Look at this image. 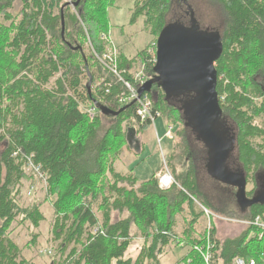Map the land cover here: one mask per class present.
<instances>
[{"label": "trees", "instance_id": "1", "mask_svg": "<svg viewBox=\"0 0 264 264\" xmlns=\"http://www.w3.org/2000/svg\"><path fill=\"white\" fill-rule=\"evenodd\" d=\"M215 1L224 12L223 48L215 64L222 121L236 139V160L246 181L259 186L264 173V126L259 124L264 117V0ZM18 2L22 8L15 17L12 11ZM76 2L0 0V264H33L21 256L11 237L16 223L39 229L46 221L42 203L48 200L54 210V240L61 242V259L51 264H159L171 244L192 249L188 264H206L195 248L206 250L209 232L214 245L211 264H233L239 258L264 264V230L250 226L241 237L222 241L213 218L210 227L199 229L205 214L195 212L197 203L225 217L231 202L200 190V148L189 141L191 130L178 100L168 98L158 86L147 95L167 123L178 120V129L173 124L183 147H175L168 164L182 189L160 188L163 169L144 182L133 171L117 172L129 131L147 132L151 124L136 119V104L118 103L123 86L97 59L111 46L100 35H109L106 11L114 0H81L73 8ZM177 3L182 4L136 1L131 23L144 18V30L153 41L134 58L119 48L117 67L127 71L125 80H133L137 64L144 66L148 79L154 76L153 45ZM95 103L114 112L127 108L118 116L97 111L91 118L82 107L91 109ZM195 142L202 143L196 138ZM206 157L209 160L208 153ZM174 159L180 164L188 161L189 169L178 175ZM31 160L41 167L45 182L27 170ZM37 182L46 186L44 202L22 204L23 186L36 190ZM257 217L264 222V204L242 216ZM133 226L140 237L131 235ZM32 236L27 247L37 245L39 234ZM137 239L143 246L134 258L128 253Z\"/></svg>", "mask_w": 264, "mask_h": 264}, {"label": "rangeland", "instance_id": "2", "mask_svg": "<svg viewBox=\"0 0 264 264\" xmlns=\"http://www.w3.org/2000/svg\"><path fill=\"white\" fill-rule=\"evenodd\" d=\"M136 1L137 0H114L113 4L106 11L109 35H100L102 40H110L114 47L120 48L123 54L128 58L137 56L153 41V37L144 30V18L140 17L135 24L131 23L132 10L134 9ZM179 1H181L182 4L177 3L174 5L173 10L168 15L167 22L169 28L182 27L189 30L188 32L190 34H196L198 30L222 33L224 12L217 1ZM21 8L22 5L18 2L12 11V14L15 17H18ZM103 36L106 39H104ZM110 47H112V45ZM140 72L146 76L144 66L140 67L139 64H137L133 73L137 74ZM258 80L262 81L260 79ZM154 91L157 92L156 88H154ZM189 103L190 101H186L184 106H187ZM177 121L178 120H175V122L172 121L171 123L177 124ZM166 124L168 123L162 115V118L156 121V129L151 127L147 132H140L139 134L133 132L130 135L128 134V139L126 140L127 145H125L122 158L115 165L117 172L128 174L133 171V174L138 178L139 182H144L161 170L163 168L162 160L166 159L169 162L175 147H183L180 145L182 138L177 137L175 132L173 139L166 137ZM259 124L264 126V117L259 121ZM230 126L231 130L237 134L236 126L234 124L232 125V123H230ZM178 127L179 125L177 124V129ZM187 135L190 139L189 141L192 143L194 141L197 148H200L199 152L201 153V156L196 164L198 167L197 176L200 190L204 193H209L212 197L220 196L222 198H228L231 202L228 206V213L225 214V217L217 218V222L213 221L217 228L218 237L222 241L241 237L246 231H248L249 226L244 223L247 220L242 218L244 214L240 211L242 208H240L241 206L238 203L237 192L232 186L215 180L209 174L208 165L210 161H208L206 157L208 149L202 143L195 142L194 137L196 136V133L193 126L191 131H187ZM159 140L161 141V144H159ZM234 151L232 159L236 160L237 147ZM230 162L228 164V170L230 168ZM172 166L178 175L189 169L188 161L180 164L178 160L174 159V161H172ZM169 167L171 169V165H169ZM234 169H240V165L237 163V167ZM252 187L253 185L251 184L248 186L247 190H250ZM29 191V185L25 184L22 190V204L28 203L31 200H39L42 203L46 199V186L42 182H37L36 190L33 189L32 195L29 194ZM42 204V212L46 217V221L41 224L40 228L35 229L29 224L17 227L16 223L11 237L21 250V256L26 260L32 261L33 264H51L52 260L58 261L61 259L59 251L61 242H56L54 240L52 229L54 210L49 203V200ZM195 212L197 214L201 213V208L198 204L195 205ZM126 215L127 214L123 217H126ZM118 219L119 216H115V220ZM209 223V219L205 215L202 216L200 220L201 227H199V229L206 228ZM32 234H39L37 245L27 247V244L33 239ZM131 235L134 238L135 236L140 237L138 229L135 226L132 228ZM142 242L141 239H137L134 246L130 249L128 256L136 258L143 246ZM191 250L190 247L185 245L171 244L166 248V252L160 257L159 264H188L193 259L186 258Z\"/></svg>", "mask_w": 264, "mask_h": 264}, {"label": "water", "instance_id": "3", "mask_svg": "<svg viewBox=\"0 0 264 264\" xmlns=\"http://www.w3.org/2000/svg\"><path fill=\"white\" fill-rule=\"evenodd\" d=\"M81 0L72 4L79 6ZM63 32L65 20L62 16ZM185 28L166 26L160 35L156 48L154 76L138 91V97L151 93L154 86L162 87L168 98L178 100L187 127L195 128V138L207 147L209 174L217 181L236 187L237 199L243 210L264 204V187L254 198L247 197V181L244 175L231 173L228 164L236 148V139L230 129L224 126L222 111L217 98V71L215 64L223 48L219 32L198 30L190 34ZM92 81L88 84L90 90ZM186 96L187 106L179 98ZM193 96V97H191ZM136 102L128 105L133 106ZM95 109L103 115L118 116V112L95 103ZM135 131H129V135Z\"/></svg>", "mask_w": 264, "mask_h": 264}, {"label": "built area", "instance_id": "4", "mask_svg": "<svg viewBox=\"0 0 264 264\" xmlns=\"http://www.w3.org/2000/svg\"><path fill=\"white\" fill-rule=\"evenodd\" d=\"M104 39H106L103 36ZM153 48H157V45H153ZM119 49L112 46L111 48H108L106 50V53L104 56L101 58L97 59L101 63V65L104 67V69L107 72L112 73L118 82L122 84L123 90L122 92L118 95V103L122 106L124 105H130L134 102H136V105L138 106L137 111H136V119L141 123H150L151 127H154L156 129V121L160 118H162L161 112L155 110L153 100L145 94L141 98L138 97V91L139 89L149 80L148 77L144 76L142 72L134 74L133 73V80L131 82L125 80L123 77V74H127L126 70H118V61H119ZM156 63L154 59V64ZM107 94L110 93L109 90L106 91ZM85 112L91 117L94 118L97 110L95 107L93 108H84L82 107ZM167 129H166V137L169 139L174 138V132H175V125L173 123H168L166 124ZM159 144H161V141L159 140ZM169 162L164 159L162 160V174L159 176V186L160 188L167 190L173 187L182 189L180 184L177 182L175 179L170 167H169ZM27 170L34 175H36L39 179L43 180L45 182L46 176L42 173V169L39 165L34 164V162L31 160L28 163ZM33 193V188L29 191V194L32 195ZM194 201H196L194 198H192ZM197 203V201H196ZM201 210L204 212L205 216L209 219V227L211 225V219L213 218L217 222V218L219 216L211 213L208 211L205 207L201 206L199 203H197ZM245 221L244 223L247 224V226H255L261 230H264V222L261 219V217H257L254 220H248ZM98 232V229H95L93 231V234H96ZM184 245V244H183ZM214 249V245L211 242V236L210 232L208 234V240H207V247L206 250L204 251L203 248L196 247L195 251L198 254H201L205 263L206 264H211L213 260V253L212 250ZM51 253V252H49ZM190 263V262H189ZM233 264H260L256 260H244L242 258L236 259Z\"/></svg>", "mask_w": 264, "mask_h": 264}, {"label": "flooded vegetation", "instance_id": "5", "mask_svg": "<svg viewBox=\"0 0 264 264\" xmlns=\"http://www.w3.org/2000/svg\"><path fill=\"white\" fill-rule=\"evenodd\" d=\"M155 87V86H154ZM154 87H153V91H154ZM162 89V87H160ZM163 90V89H162ZM233 158V157H232ZM231 158V162H230V171L231 173H235V174H239V175H244V173L241 171V169H234L237 167V160L235 159H232ZM233 160V161H232ZM245 176V175H244ZM258 181H259V186H256V184L254 183H251V182H247V188L248 186H250L251 184L253 185V187L249 190H247V197L249 199H252L254 198L258 193H260V191L262 190V188L264 187V175H259V178H258ZM235 189L236 192H238V189L236 187H233ZM233 189V191H234ZM235 192V193H236ZM237 194V193H236ZM241 208V207H240ZM242 214H247L248 213V210H243L241 209L240 210Z\"/></svg>", "mask_w": 264, "mask_h": 264}, {"label": "bare ground", "instance_id": "6", "mask_svg": "<svg viewBox=\"0 0 264 264\" xmlns=\"http://www.w3.org/2000/svg\"><path fill=\"white\" fill-rule=\"evenodd\" d=\"M110 48H111V47H110ZM98 56H99V55H98ZM100 65H101V64H100ZM102 67H103V66H102ZM106 74H108L107 71H106ZM106 74H105V75H106ZM112 75H113V74H112ZM107 76L110 77V75H107ZM123 76H124V75H123ZM105 78H106V77H105ZM90 91H91V90H90ZM26 162H27V160H26ZM33 162H34V161H33ZM27 166H28V165H27ZM29 173H31V172H29ZM170 189H172V188H170ZM168 190H169V189H168Z\"/></svg>", "mask_w": 264, "mask_h": 264}, {"label": "crops", "instance_id": "7", "mask_svg": "<svg viewBox=\"0 0 264 264\" xmlns=\"http://www.w3.org/2000/svg\"><path fill=\"white\" fill-rule=\"evenodd\" d=\"M110 43H111V41L110 40H108ZM111 45L113 46V44L111 43ZM119 49V48H118ZM136 57V56H135ZM130 58H134V57H130ZM117 216V215H116Z\"/></svg>", "mask_w": 264, "mask_h": 264}]
</instances>
